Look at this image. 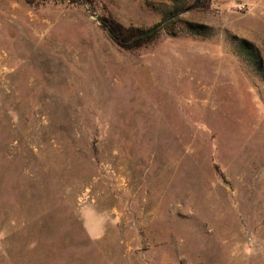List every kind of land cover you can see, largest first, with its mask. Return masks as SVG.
<instances>
[{
    "label": "rangeland",
    "instance_id": "374dc122",
    "mask_svg": "<svg viewBox=\"0 0 264 264\" xmlns=\"http://www.w3.org/2000/svg\"><path fill=\"white\" fill-rule=\"evenodd\" d=\"M194 1L0 0V264H264V0Z\"/></svg>",
    "mask_w": 264,
    "mask_h": 264
},
{
    "label": "trees",
    "instance_id": "16d2710c",
    "mask_svg": "<svg viewBox=\"0 0 264 264\" xmlns=\"http://www.w3.org/2000/svg\"><path fill=\"white\" fill-rule=\"evenodd\" d=\"M203 0H199V3L197 4V8L202 7ZM185 8L184 10H186ZM183 9H173L171 12L172 15H175V13L182 12ZM104 27L107 28L111 38L116 42V44L125 49V50H135L138 48H141L148 44L152 38L155 36L156 32L150 36L144 37V38H136V36L144 33L145 31L133 28V27H124L123 25L117 23L111 18H106L104 20Z\"/></svg>",
    "mask_w": 264,
    "mask_h": 264
},
{
    "label": "water",
    "instance_id": "95a60500",
    "mask_svg": "<svg viewBox=\"0 0 264 264\" xmlns=\"http://www.w3.org/2000/svg\"><path fill=\"white\" fill-rule=\"evenodd\" d=\"M199 0H195L194 3L188 7L185 12H188L192 9H194L197 4H198ZM93 16V15H91ZM176 15H172L170 17H168L167 19L161 21L160 23H158L157 25H155L154 27H152L151 29L145 31L144 33L138 35L136 38H144V37H147V36H150L152 34H154L155 32H157L165 23H167L168 21L172 20L173 18H175Z\"/></svg>",
    "mask_w": 264,
    "mask_h": 264
},
{
    "label": "crops",
    "instance_id": "0c3cea01",
    "mask_svg": "<svg viewBox=\"0 0 264 264\" xmlns=\"http://www.w3.org/2000/svg\"><path fill=\"white\" fill-rule=\"evenodd\" d=\"M213 6H218L222 8H226L230 6L232 3L239 1V0H211Z\"/></svg>",
    "mask_w": 264,
    "mask_h": 264
},
{
    "label": "built area",
    "instance_id": "2783aa9c",
    "mask_svg": "<svg viewBox=\"0 0 264 264\" xmlns=\"http://www.w3.org/2000/svg\"><path fill=\"white\" fill-rule=\"evenodd\" d=\"M235 10L239 11V12L244 11L245 10V5H237V6H235Z\"/></svg>",
    "mask_w": 264,
    "mask_h": 264
}]
</instances>
